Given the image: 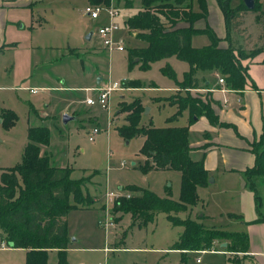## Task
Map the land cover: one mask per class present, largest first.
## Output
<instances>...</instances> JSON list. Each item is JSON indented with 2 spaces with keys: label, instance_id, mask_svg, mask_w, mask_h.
<instances>
[{
  "label": "rangeland",
  "instance_id": "374dc122",
  "mask_svg": "<svg viewBox=\"0 0 264 264\" xmlns=\"http://www.w3.org/2000/svg\"><path fill=\"white\" fill-rule=\"evenodd\" d=\"M134 2L138 5L140 0ZM258 3L263 10H257L254 15L247 14L242 18L243 23L239 18V29L234 30L230 24L227 29L222 12L215 3L221 24L224 21L225 25V44L233 49L246 48L247 52L253 50L250 46L257 47L260 51L252 59L253 62L264 60V42L260 41L264 39V0H258ZM104 4L109 6L110 2ZM229 4L230 8L235 9L243 4V0H230ZM122 5L118 6L113 1L117 9ZM87 7H90L89 0H45L37 11L44 21L41 24L45 30L33 35L34 42L39 44L38 48L33 51L28 48L30 39L24 31L14 50L6 55L8 77L0 80V86L5 88V91L0 92V115L4 111L8 118L10 113L13 124L7 127L2 123L3 118H0V179L5 169L21 161L28 142V129L44 126L49 129V149L53 164L70 168L71 179L80 181L82 194L96 205L92 210L71 211L65 218L69 237L66 257L69 264H231L225 255L210 253L219 252V245H214L210 252L190 253L184 260L179 253L163 252L174 246L182 230L181 227H173L165 214H157L152 222L144 226L129 216L121 221L119 215L112 218L115 201L121 197L107 204L105 194L107 191L116 193L119 186L146 189L161 200H180L181 175L172 170L142 172L140 166L145 159L140 148L144 138L138 136L125 139L121 134L124 128H133L137 124L130 122L136 114L137 106L140 105L144 110L140 113V124L136 127L146 128L143 125L150 122L156 128L184 127L188 126L187 113L176 120L167 121L176 113V107L169 104L168 98L185 96L186 93L194 99L205 100V97L195 91L185 92L178 87L175 95V81L164 76L161 69L166 65L171 66L176 80L180 81L188 67L174 58L153 63L147 71L138 68L127 70V51H106L97 35L98 26L107 20L106 14L101 13L97 23H93L83 15ZM205 23L207 26V21ZM90 32L93 38L88 42L86 36ZM113 41L122 42L125 49L135 45L126 37L121 25ZM208 44L206 36L192 38L193 47L200 48ZM79 48L82 61L72 56H63ZM93 50L98 53L89 52ZM96 73L104 76L105 81H121L123 78L140 81L144 88L124 93L122 101V95L114 93L109 111L100 106L90 107L86 105V99H95L97 94L85 88L95 86ZM248 73L251 77L260 76V68L257 65L251 66ZM255 83L264 87L263 80L258 79ZM137 87L129 86L130 89ZM32 90L38 94H31ZM124 90L127 87L120 92ZM73 112L77 115L76 120L62 125L63 116ZM39 114H43L45 119L39 120ZM94 128H98L99 133L90 142L87 134ZM206 135L199 132L198 128L191 131L189 145L201 142ZM191 151L192 159L203 157L200 151L193 155ZM209 179L214 182L197 188L199 202L191 209L176 214L177 217L194 220L206 229L247 234L254 219L264 214V178L256 179L255 190H252L250 183L224 173L219 167ZM107 219H111L114 224L108 239L103 226ZM117 234L120 239L116 238ZM72 240L78 242L72 243ZM117 241L123 242L124 248L128 250L105 255L102 249L111 248ZM120 248L119 244L117 249ZM55 263L56 253L48 252L46 264ZM0 264H26V253L21 249L6 246L3 250L0 247ZM244 264L253 263L247 260Z\"/></svg>",
  "mask_w": 264,
  "mask_h": 264
},
{
  "label": "trees",
  "instance_id": "16d2710c",
  "mask_svg": "<svg viewBox=\"0 0 264 264\" xmlns=\"http://www.w3.org/2000/svg\"><path fill=\"white\" fill-rule=\"evenodd\" d=\"M106 1L108 0H90L92 4ZM120 1L115 0L117 5ZM127 1L125 3L130 4ZM216 2L227 29L229 24L233 30L239 29V18L243 23L245 15L260 10L258 0H255L252 12L243 4L235 9L230 8V0ZM193 3L197 4L198 12L193 11ZM207 16L205 0H140V10L124 24L127 30L139 32L136 37L146 47L128 50L129 67L138 65L140 70L147 71L153 63L175 58L189 67L182 80H176L175 72L168 65L161 69V73L174 80L176 86L186 90L185 92L199 89L196 78L198 72L216 74L218 79L224 80L227 89L243 91L248 86L249 65L260 50L253 47V50L247 52L243 47H220V39L211 27L207 25L203 29L194 28L198 21L206 22ZM194 36H206L209 45L193 48L191 40ZM168 99L169 104L175 106L177 111L167 121L176 120L187 111L188 126L136 127L140 124V113L144 110L137 104L141 108L137 106L136 114L130 120L137 124L133 128H124L121 134L125 139L138 136L144 138L140 148L145 159L140 166L142 172L172 170L181 175L180 200H161L149 190L128 186L126 194H121V198L115 201L112 218L115 219L116 215L119 218L129 216L144 226L152 222L157 214H165L173 227L183 229L170 250L185 255L190 252L211 251L215 244L226 243L227 246L222 251L229 253L227 260L231 264H244L249 249L246 233L206 229L194 220H182L176 215L199 202L197 188L206 187L209 180L203 160L194 161L190 157L189 126L204 117L211 126L232 128L234 131L236 129L219 122L208 100L194 99L187 93L185 96ZM10 115L9 113L10 118H6L4 111L0 115L2 123L7 127L13 124ZM27 134L28 142L21 161L1 173L0 243L10 249L24 250L26 264H46V255L52 251L56 253L55 264H69L66 257L69 237L65 218L71 211L91 207L93 202L82 194L80 181L71 179L70 168L54 167L48 156H41L40 146L49 144V130L46 127H30ZM250 152L255 157L254 166L245 170L242 175L245 180L250 181L252 190H255L256 179L264 178V118L261 135L252 143ZM253 223H264V214H259Z\"/></svg>",
  "mask_w": 264,
  "mask_h": 264
},
{
  "label": "crops",
  "instance_id": "0c3cea01",
  "mask_svg": "<svg viewBox=\"0 0 264 264\" xmlns=\"http://www.w3.org/2000/svg\"><path fill=\"white\" fill-rule=\"evenodd\" d=\"M44 1L45 0H0V80L3 77H8V69L6 68V66L8 65L5 60V57L9 53V51L14 50V48L18 44V40L22 38L21 36L22 32L26 31V35L30 39V42L28 43V48H30V50L32 51L38 48L39 44L34 42L33 35L36 32H38L39 34L41 31L45 30V27L41 24L42 22L41 15L37 12L39 10V7L42 6V2ZM108 1L110 2V5H113V1L115 0H108ZM127 2L128 3L130 2V4L125 3V0H121L120 2H118V6H120V4L123 3L121 8L118 7V10L120 11V18L118 20V23H119V26L121 25L123 27L126 33V37L130 39L135 45L128 49L124 48L123 52H118V51H114V52L124 53L125 51H127V56H128V50L145 48L146 44L136 37V35L139 32L130 31L125 28L124 22L128 18L135 16L140 10V3L136 5L134 0H128ZM205 2L207 5V11H208L207 25L211 27L213 31L219 36L221 40L220 41L221 43L219 44V46L222 48H226L228 45L225 44V25H224V21L221 24L220 15L216 9V4H215L217 2L215 0H205ZM90 5L106 6L104 2L98 3V4H92L90 2ZM192 9L194 12L199 11L196 3H193ZM262 10L263 9L261 8L260 11ZM249 12H252V11H249ZM252 14L254 15L255 13H252ZM83 15L87 17L93 23H97V20L99 19L98 18L97 20L93 21L88 16H86L84 12H83ZM222 18H224L223 14H222ZM107 22H108V19L106 20V22H104L102 25H99L98 27L105 25ZM205 25H206L205 21H198L194 25V28L203 29L204 27H206ZM92 38H93V33L91 34V37L88 40L86 39V41L89 42L92 40ZM260 41L261 43H263L264 39ZM52 45H55V44H52ZM191 45H192V40H191ZM205 46L207 45H204L202 47H205ZM193 48H198V47H193ZM249 48H253V46H250ZM89 52L98 53L96 52V50L89 51ZM81 54H82V51L79 48L75 50L72 49L70 50V52H67L63 56H72L82 61ZM254 65H257L258 69L260 68V76L256 75V77H251L248 73V79H247L248 86L241 92L229 90L227 89V87H225V84H219L216 74H207V73H201V72H198L196 74V78L199 81V89L194 90V91L198 93L201 97L202 96L203 98L205 97L204 99L210 102V105L215 115L218 117L220 123L229 124L236 129V131H234V129L232 128H220V127L211 126L210 123L207 121V119L204 117L199 118L194 124L189 126V134L191 131H195V129L197 128L199 132H204L205 135L207 134L204 137V140H202L199 143H196L195 145H189V148L190 150H192L191 151L192 155L193 153H196L197 151H200L202 153L203 157L201 159L199 160L192 159V160L194 161L203 160L204 169L208 172L209 178L213 177V173H215L219 167L224 173L231 175V176H235L236 179L244 180L245 183L247 182L250 183V181L245 180V177L242 174L245 170L252 168L254 166L255 157L250 152V149H251L252 143L257 141L259 139V136L261 135L262 126H263V118H264V87H259L255 83V81L256 80L258 81V79L264 81V60L258 59L249 66L251 67ZM125 66L127 70H132L134 68L139 69L138 65L130 68L128 59L125 61ZM151 67L152 65L150 66V68ZM188 69L189 67L184 73H186ZM183 74H182V77H183ZM95 77H96L95 86L86 87L85 88L86 91L91 92L92 91L91 88H99L103 86L107 81H109V79L105 81L104 76L99 75L98 73H96ZM121 81H123L124 83L123 88L127 87V90H124L122 92L120 91L114 92L115 94L122 95L120 96L121 101L124 99V93L132 92V91L144 88L142 84L140 83V81H136V80L128 81V79H124V78ZM130 85H136L138 87L136 89H130L129 88ZM149 87L151 88V85ZM176 88L177 86L175 85L174 93L176 91ZM2 91H5V88L0 86V92ZM37 94H33V95H37ZM183 113H187V116L189 119L188 112L185 111ZM65 116H68L71 118L69 121L76 120L77 118V115L75 112L71 113L70 115H65ZM37 117L39 120L45 119V116L43 114H39L37 115ZM68 122L66 124H63L62 122V125H67ZM147 125H152L153 127H155L152 122L148 123ZM147 125H143V126H147ZM39 126L44 127L41 125ZM49 145L50 144H48L47 146H40L41 155L42 156L47 155L49 158L50 164L54 167H58L57 165H54L52 162V159H51L52 154L49 149ZM58 168H66V167H58ZM125 190L126 188L124 186H119L117 188V192H119L120 194L126 193ZM94 206L96 207V205L93 204L89 208L77 209L75 211L92 210ZM124 217L125 216L120 217V221ZM255 220L256 219H254V221ZM250 225L252 226H250L247 231V235L249 239V249H248V252L246 253V261L248 260L253 264H264V223L255 224L252 222V224ZM112 229L113 227L108 228L106 230L107 239H108V235L112 234V232H110ZM182 231L183 229L181 230L180 234L182 233ZM116 238L120 239V235L117 234ZM120 241L114 242L111 248L104 247L102 249L103 253H105L104 252L105 249L116 250V251H110L109 253L127 251L128 249L124 248L123 242H120ZM74 242H78V241L72 240V243ZM119 244L121 245L122 248L117 249L119 248ZM223 244H226V243L215 244V245H219L220 247L219 252L217 251H211V252L209 251V252L219 254V255H225L226 257H228V253H226L225 251H222L223 248L227 246V244L225 246H223ZM170 249L171 248L167 250H163V252L168 253L169 251H173V252L179 253L182 259L183 258L186 259L188 254L194 253V252H190V253H185V255H183L179 251L170 250ZM50 253H55V252L52 251ZM109 253L105 255H108Z\"/></svg>",
  "mask_w": 264,
  "mask_h": 264
},
{
  "label": "built area",
  "instance_id": "2783aa9c",
  "mask_svg": "<svg viewBox=\"0 0 264 264\" xmlns=\"http://www.w3.org/2000/svg\"><path fill=\"white\" fill-rule=\"evenodd\" d=\"M84 13L86 16H88L91 20H97L101 13L106 14L108 22L99 27L97 30V35L99 36L103 47L105 48L106 51L109 52H123L124 51V46L122 43H115L113 41L114 35L116 32L119 30V24L118 20L120 18V11L114 7L113 5L109 6H92L87 7L84 10ZM219 84H224L223 79H218ZM123 81H107L103 86L99 88L92 89L93 92L97 94L95 99L87 98L86 99V105L90 107L94 106H100L102 109H105L109 111L110 108V100L111 96L114 92L120 91L123 89ZM32 94H36L37 91H30ZM99 133L98 128H94L90 134H88V140L92 142L94 139L93 137L96 136ZM121 197V194L118 192H109L107 191L105 194V200L107 204H112L114 200H117L118 198ZM128 197V196H127ZM112 220L107 219L105 224L103 225L105 230L108 228L114 227V224L111 222ZM1 249H5L6 245L4 243H1ZM110 251H116L113 249H105L104 252L105 254L109 253ZM209 252V251H208ZM200 253V251H199ZM201 253H205L201 252ZM197 262L199 263V259H197Z\"/></svg>",
  "mask_w": 264,
  "mask_h": 264
},
{
  "label": "water",
  "instance_id": "95a60500",
  "mask_svg": "<svg viewBox=\"0 0 264 264\" xmlns=\"http://www.w3.org/2000/svg\"><path fill=\"white\" fill-rule=\"evenodd\" d=\"M243 5L245 6V8L248 10V11H252L254 9V6H255V0H243ZM91 34L90 33L88 36H87V40L91 37ZM71 118L68 117V116H64L63 117V124H66ZM209 183L213 182L212 179H209L208 181ZM226 244H223V246H225Z\"/></svg>",
  "mask_w": 264,
  "mask_h": 264
}]
</instances>
